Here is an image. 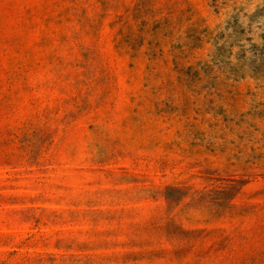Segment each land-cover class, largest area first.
<instances>
[{
	"label": "rangeland",
	"instance_id": "374dc122",
	"mask_svg": "<svg viewBox=\"0 0 264 264\" xmlns=\"http://www.w3.org/2000/svg\"><path fill=\"white\" fill-rule=\"evenodd\" d=\"M0 264H264V0H0Z\"/></svg>",
	"mask_w": 264,
	"mask_h": 264
}]
</instances>
